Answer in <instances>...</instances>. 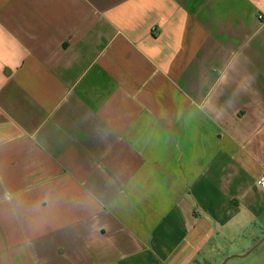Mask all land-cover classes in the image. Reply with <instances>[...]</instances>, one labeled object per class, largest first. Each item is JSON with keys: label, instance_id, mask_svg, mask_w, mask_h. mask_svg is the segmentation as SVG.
I'll list each match as a JSON object with an SVG mask.
<instances>
[{"label": "crops", "instance_id": "crops-1", "mask_svg": "<svg viewBox=\"0 0 264 264\" xmlns=\"http://www.w3.org/2000/svg\"><path fill=\"white\" fill-rule=\"evenodd\" d=\"M262 176L264 0H0V264L264 255Z\"/></svg>", "mask_w": 264, "mask_h": 264}, {"label": "rangeland", "instance_id": "rangeland-1", "mask_svg": "<svg viewBox=\"0 0 264 264\" xmlns=\"http://www.w3.org/2000/svg\"><path fill=\"white\" fill-rule=\"evenodd\" d=\"M259 250L254 249L251 253L242 258H233L226 264H264V255L259 253ZM225 259L220 263L222 264Z\"/></svg>", "mask_w": 264, "mask_h": 264}, {"label": "clouds", "instance_id": "clouds-1", "mask_svg": "<svg viewBox=\"0 0 264 264\" xmlns=\"http://www.w3.org/2000/svg\"><path fill=\"white\" fill-rule=\"evenodd\" d=\"M221 80L222 81L226 80V77L222 76ZM237 87L239 88L238 95L239 94H245L248 91L249 87H250V77L249 76H244L241 79V81H240V83H239V85ZM204 104L209 106V107H211V101L210 100H205Z\"/></svg>", "mask_w": 264, "mask_h": 264}, {"label": "built area", "instance_id": "built-area-1", "mask_svg": "<svg viewBox=\"0 0 264 264\" xmlns=\"http://www.w3.org/2000/svg\"><path fill=\"white\" fill-rule=\"evenodd\" d=\"M256 183L261 189L264 190V176L260 177Z\"/></svg>", "mask_w": 264, "mask_h": 264}, {"label": "water", "instance_id": "water-1", "mask_svg": "<svg viewBox=\"0 0 264 264\" xmlns=\"http://www.w3.org/2000/svg\"><path fill=\"white\" fill-rule=\"evenodd\" d=\"M225 263H226V260L222 264H225Z\"/></svg>", "mask_w": 264, "mask_h": 264}]
</instances>
